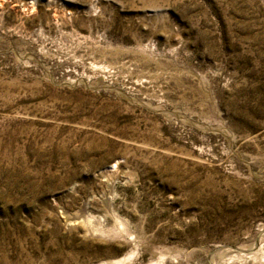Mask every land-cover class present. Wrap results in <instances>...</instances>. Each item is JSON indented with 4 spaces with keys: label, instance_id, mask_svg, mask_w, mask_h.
<instances>
[{
    "label": "rangeland",
    "instance_id": "obj_1",
    "mask_svg": "<svg viewBox=\"0 0 264 264\" xmlns=\"http://www.w3.org/2000/svg\"><path fill=\"white\" fill-rule=\"evenodd\" d=\"M0 264H264V0H0Z\"/></svg>",
    "mask_w": 264,
    "mask_h": 264
}]
</instances>
